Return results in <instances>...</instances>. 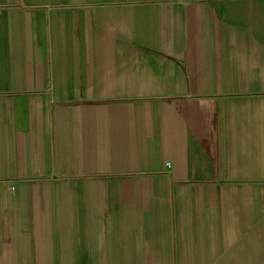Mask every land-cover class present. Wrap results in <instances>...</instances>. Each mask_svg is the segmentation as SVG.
Here are the masks:
<instances>
[{
	"label": "crops",
	"instance_id": "crops-1",
	"mask_svg": "<svg viewBox=\"0 0 264 264\" xmlns=\"http://www.w3.org/2000/svg\"><path fill=\"white\" fill-rule=\"evenodd\" d=\"M0 264H264V0H0Z\"/></svg>",
	"mask_w": 264,
	"mask_h": 264
}]
</instances>
